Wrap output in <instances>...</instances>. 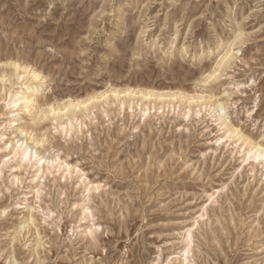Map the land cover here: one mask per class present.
<instances>
[{
	"label": "rangeland",
	"instance_id": "1",
	"mask_svg": "<svg viewBox=\"0 0 264 264\" xmlns=\"http://www.w3.org/2000/svg\"><path fill=\"white\" fill-rule=\"evenodd\" d=\"M0 264H264V0H0Z\"/></svg>",
	"mask_w": 264,
	"mask_h": 264
},
{
	"label": "bare ground",
	"instance_id": "2",
	"mask_svg": "<svg viewBox=\"0 0 264 264\" xmlns=\"http://www.w3.org/2000/svg\"><path fill=\"white\" fill-rule=\"evenodd\" d=\"M228 54H229V52L223 57V59L221 60L220 63L224 62V60L227 58ZM38 76L39 75L34 74L31 79H29V78L26 79L25 80L26 83L24 85V88L12 95L13 99H15L19 93H21L23 95L21 97V99L19 100L21 102L20 105L17 106V104H15L17 102L14 100L12 102V104H14L13 107H18L17 113H23V112L29 110V108L33 107L35 103L39 104V99H38L39 97L37 95V91L39 90L41 85L36 84V79L38 78ZM79 106H80V103H78V104L71 103L70 105H67L66 108L73 109V108L79 107ZM36 143H38V142L36 141ZM257 148L259 149V147H257ZM186 252H187V250H186ZM185 261H186V259H185Z\"/></svg>",
	"mask_w": 264,
	"mask_h": 264
}]
</instances>
